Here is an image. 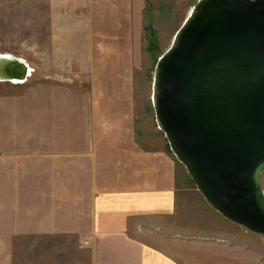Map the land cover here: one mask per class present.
I'll list each match as a JSON object with an SVG mask.
<instances>
[{
  "label": "rangeland",
  "instance_id": "1",
  "mask_svg": "<svg viewBox=\"0 0 264 264\" xmlns=\"http://www.w3.org/2000/svg\"><path fill=\"white\" fill-rule=\"evenodd\" d=\"M58 3L0 0V53L33 69L26 83L0 82V233L26 232L15 236L13 264H90L88 237L43 236L44 219L59 212L58 195H65L60 211L68 228L76 221L89 185L83 195L75 182L90 180L95 148L163 133L153 103L156 65L197 4L170 12L175 6L168 11L151 0ZM85 20L83 38L67 44L65 24L72 34ZM214 210L221 220L204 228L215 235L165 238L170 254L182 264H264V235ZM194 212L204 215L202 207Z\"/></svg>",
  "mask_w": 264,
  "mask_h": 264
},
{
  "label": "water",
  "instance_id": "2",
  "mask_svg": "<svg viewBox=\"0 0 264 264\" xmlns=\"http://www.w3.org/2000/svg\"><path fill=\"white\" fill-rule=\"evenodd\" d=\"M32 73L22 58L0 56V82ZM153 103L206 200L264 235V0H200L157 62Z\"/></svg>",
  "mask_w": 264,
  "mask_h": 264
},
{
  "label": "crops",
  "instance_id": "3",
  "mask_svg": "<svg viewBox=\"0 0 264 264\" xmlns=\"http://www.w3.org/2000/svg\"><path fill=\"white\" fill-rule=\"evenodd\" d=\"M55 1L66 9L69 0ZM151 1L157 8L164 5L166 10L175 6L170 12H177L189 11L199 0H187L189 6L181 4L182 0ZM94 3L98 5L99 0H94ZM185 19L184 14L181 23ZM70 23H66L64 27L67 29L62 31L69 33L67 44L74 41L71 39L73 36L83 38L87 28L86 20L80 21L81 24L71 34V25L67 27ZM151 136L156 139H151ZM109 148L108 151L95 148L96 154L89 161L92 166L90 180L85 179L86 185L81 179L75 182L80 194H83V187L89 185L85 197L79 194V204L84 205L74 213L76 221L67 227L63 206L60 211L65 195H58L59 212L44 219L43 236L85 235L88 237L90 264H182L170 254L168 247L171 246L167 242L175 241L180 233L184 237L215 235L213 231H205L204 226L211 224L212 218L221 220V217L171 151L163 133L154 131L143 140L140 138L129 144L113 142ZM111 150L116 151L111 153ZM99 151H106L104 161L99 159ZM196 207H202L204 215L194 212ZM198 221L202 225L197 226L195 223ZM30 230L32 232L28 233L34 235V230ZM139 230L151 234V237L141 236ZM19 232L26 233L18 230L11 233L9 239L8 235L0 233V264H13V243Z\"/></svg>",
  "mask_w": 264,
  "mask_h": 264
},
{
  "label": "bare ground",
  "instance_id": "4",
  "mask_svg": "<svg viewBox=\"0 0 264 264\" xmlns=\"http://www.w3.org/2000/svg\"><path fill=\"white\" fill-rule=\"evenodd\" d=\"M12 54H2V53H0V56L1 57H5V56H11ZM14 56V55H13ZM23 59V58H22ZM23 60H25V59H23ZM26 61V60H25ZM27 62V61H26ZM27 64L29 65V68L31 69V71L33 72V70H32V67H31V65L27 62ZM15 81H12V82H10V83H13V84H17V83H19V82H16V83H14Z\"/></svg>",
  "mask_w": 264,
  "mask_h": 264
}]
</instances>
